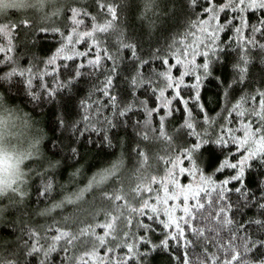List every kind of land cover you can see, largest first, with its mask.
<instances>
[{
    "label": "snow or ice",
    "instance_id": "6c2138e0",
    "mask_svg": "<svg viewBox=\"0 0 264 264\" xmlns=\"http://www.w3.org/2000/svg\"><path fill=\"white\" fill-rule=\"evenodd\" d=\"M165 7L0 0V218L13 214L0 264H149L158 249L167 264H264V69L259 80L253 71V52L264 65V0H184L186 24L161 45ZM29 8L63 26L9 18ZM124 12L138 13L139 31ZM230 60L232 78L214 77L213 114L201 90ZM89 78L78 118L58 121L67 143L13 103L22 93L42 103ZM90 132L100 135L77 142ZM97 144L105 158L80 163L82 146Z\"/></svg>",
    "mask_w": 264,
    "mask_h": 264
},
{
    "label": "trees",
    "instance_id": "16d2710c",
    "mask_svg": "<svg viewBox=\"0 0 264 264\" xmlns=\"http://www.w3.org/2000/svg\"><path fill=\"white\" fill-rule=\"evenodd\" d=\"M137 4L142 5V0H135ZM202 2V0H201ZM184 0H167V7L162 8V15L160 16L159 23L164 25V28L158 33L160 44L163 45L165 43V37L170 36L171 34L182 30V26L186 24L187 15L183 9ZM123 17L126 19V26H133L137 31L140 30V21L138 13L135 16L130 12H124ZM165 17L167 19L165 20ZM12 19H22L29 18L37 21L39 27H52V26H63V21L58 20L54 24H44L38 22V15L36 10L29 9H13L10 10V17ZM255 19V16L252 17ZM25 33L21 34V39L23 40ZM34 35H39L38 33H34ZM148 37H146L147 39ZM226 39V37H224ZM29 41H31L32 37H28ZM53 45V40L51 38V34L43 37L41 40L37 41L36 45V54L38 56H43L47 54L50 46ZM156 45L154 44L153 47ZM231 51V50H230ZM235 55V52H233ZM255 56L254 64L256 67L253 71L256 73V79H260V71L264 69V65L260 62V55H257L253 52ZM264 55V53H261ZM215 71L213 72V76L206 80L204 87L202 88V100L207 102V107L212 111L213 114L219 112L221 110L220 105L217 104V93L221 92V87H219V81H215L214 77L220 76L224 78L227 76L229 79L232 78V61L230 60L227 64L223 62H217L213 65ZM96 82L89 78V84L80 83L78 84L77 89H73L72 92H68L67 90H58L59 95L57 97H53L51 99H45L42 103H29L28 98L25 93H22L20 96L16 97L13 100V103L20 104L24 112H27L29 116L36 121L40 122V127L46 129L51 136V140L59 141L60 134L64 132V140L65 143L68 142V137L71 134L70 130H65L58 124V121L63 118L65 115L70 116L73 119L78 118L76 113L80 111L79 101L87 96L90 85L95 84ZM98 86V85H97ZM185 94H188V90H185ZM221 104L223 103L222 95L220 97ZM182 119L181 114H175L172 118L168 120V126L170 128L174 127L179 120ZM82 126V125H81ZM114 132H118L121 136H124L125 133L122 128H118L113 130ZM87 135H91L96 138L99 137V133L90 132L87 133L84 137H81L77 140L78 143L81 141L87 140ZM79 136V133L76 134ZM26 139V138H25ZM189 142H192L191 140ZM154 151L159 150V146L152 145L151 146ZM206 149L204 155L207 158H214V154L210 153L208 150V146H202ZM99 149V145H87V147L82 146V152L86 153L83 158L79 161L80 163H85L88 161L97 162L102 161L105 156L103 152L97 151ZM71 165V161L68 162ZM69 170L67 167L65 171ZM252 213H249L251 215ZM13 217L12 213H5L4 218H0V235H6L9 225L5 222V218L11 219ZM247 218V217H245ZM37 224L45 223L43 220H35ZM18 234V232H17ZM159 238L158 236L156 237ZM169 260L168 255L165 253L163 249H158L154 251L149 257V264H167ZM173 264L175 262L173 261Z\"/></svg>",
    "mask_w": 264,
    "mask_h": 264
},
{
    "label": "rangeland",
    "instance_id": "374dc122",
    "mask_svg": "<svg viewBox=\"0 0 264 264\" xmlns=\"http://www.w3.org/2000/svg\"><path fill=\"white\" fill-rule=\"evenodd\" d=\"M32 8H29V10H31ZM33 10H35V9H33ZM14 131H15V129H13ZM29 131H31V130H29ZM21 135L23 136V137H27V135H28V131H25V130H23V129H21Z\"/></svg>",
    "mask_w": 264,
    "mask_h": 264
},
{
    "label": "clouds",
    "instance_id": "9594fccd",
    "mask_svg": "<svg viewBox=\"0 0 264 264\" xmlns=\"http://www.w3.org/2000/svg\"><path fill=\"white\" fill-rule=\"evenodd\" d=\"M12 142H15V139H13Z\"/></svg>",
    "mask_w": 264,
    "mask_h": 264
}]
</instances>
